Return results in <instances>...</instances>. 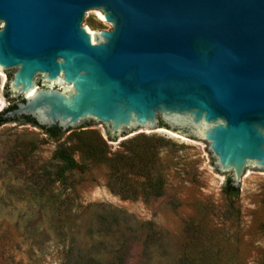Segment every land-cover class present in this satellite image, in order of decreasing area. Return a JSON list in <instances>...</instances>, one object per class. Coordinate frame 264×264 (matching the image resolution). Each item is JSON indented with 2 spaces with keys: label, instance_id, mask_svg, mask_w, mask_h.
<instances>
[{
  "label": "water",
  "instance_id": "water-1",
  "mask_svg": "<svg viewBox=\"0 0 264 264\" xmlns=\"http://www.w3.org/2000/svg\"><path fill=\"white\" fill-rule=\"evenodd\" d=\"M97 15L111 28L91 35ZM0 71L4 117L37 125L11 123L119 144L165 123L240 194L264 174V0H0Z\"/></svg>",
  "mask_w": 264,
  "mask_h": 264
},
{
  "label": "rangeland",
  "instance_id": "rangeland-1",
  "mask_svg": "<svg viewBox=\"0 0 264 264\" xmlns=\"http://www.w3.org/2000/svg\"><path fill=\"white\" fill-rule=\"evenodd\" d=\"M210 154L165 123L122 144L99 125L58 138L1 125L0 264H264V174L229 198Z\"/></svg>",
  "mask_w": 264,
  "mask_h": 264
},
{
  "label": "trees",
  "instance_id": "trees-1",
  "mask_svg": "<svg viewBox=\"0 0 264 264\" xmlns=\"http://www.w3.org/2000/svg\"><path fill=\"white\" fill-rule=\"evenodd\" d=\"M20 101H23V100L20 98ZM8 103H9V105L0 111V126L5 124V123L11 122V121H25V122L31 123L33 125H37L36 121L30 117L21 116V117L13 118V119L5 118L4 117L5 113H7L9 110H11L15 107V101H8ZM41 127L45 130V132L48 135H50L52 137H58L61 134L60 129L58 127H55V126L50 127V128H46L44 126H41ZM231 182H232V180L230 178L227 179L225 184H224L223 190H222L224 195L229 197V198L230 197H236L239 193V189L233 187L231 185Z\"/></svg>",
  "mask_w": 264,
  "mask_h": 264
},
{
  "label": "bare ground",
  "instance_id": "bare-ground-1",
  "mask_svg": "<svg viewBox=\"0 0 264 264\" xmlns=\"http://www.w3.org/2000/svg\"><path fill=\"white\" fill-rule=\"evenodd\" d=\"M101 19L103 18L102 17V15H98ZM87 32L88 33H90L91 35H93V33L91 32V30H89L88 28H87ZM1 73V72H0ZM0 108H2V105L0 104Z\"/></svg>",
  "mask_w": 264,
  "mask_h": 264
}]
</instances>
